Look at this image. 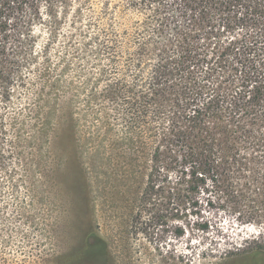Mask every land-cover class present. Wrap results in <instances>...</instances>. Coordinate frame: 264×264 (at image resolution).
<instances>
[{
  "label": "trees",
  "instance_id": "16d2710c",
  "mask_svg": "<svg viewBox=\"0 0 264 264\" xmlns=\"http://www.w3.org/2000/svg\"><path fill=\"white\" fill-rule=\"evenodd\" d=\"M81 128L129 136L141 201L204 194L264 232V0H0V189L54 184ZM106 256L90 235L67 264Z\"/></svg>",
  "mask_w": 264,
  "mask_h": 264
},
{
  "label": "rangeland",
  "instance_id": "374dc122",
  "mask_svg": "<svg viewBox=\"0 0 264 264\" xmlns=\"http://www.w3.org/2000/svg\"><path fill=\"white\" fill-rule=\"evenodd\" d=\"M85 130L66 137L67 164L54 184L0 189V264H67L90 235L107 245L104 264H248L263 227L242 225L204 194L197 205L141 201L143 183L124 182L129 136ZM97 156L109 165L93 168Z\"/></svg>",
  "mask_w": 264,
  "mask_h": 264
}]
</instances>
